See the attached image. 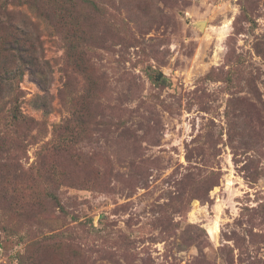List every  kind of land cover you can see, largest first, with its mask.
Listing matches in <instances>:
<instances>
[{"label": "rangeland", "instance_id": "1", "mask_svg": "<svg viewBox=\"0 0 264 264\" xmlns=\"http://www.w3.org/2000/svg\"><path fill=\"white\" fill-rule=\"evenodd\" d=\"M8 1L0 264H264V0Z\"/></svg>", "mask_w": 264, "mask_h": 264}, {"label": "trees", "instance_id": "2", "mask_svg": "<svg viewBox=\"0 0 264 264\" xmlns=\"http://www.w3.org/2000/svg\"><path fill=\"white\" fill-rule=\"evenodd\" d=\"M8 1V0H7ZM9 4L16 5L17 0H9ZM1 8V6H0ZM6 12H10L9 10H6ZM1 12L0 11V32H2V29L4 26H6V23H8L10 28L7 27L5 28L6 32V38L4 39L3 42V50L7 49L9 51L10 56L7 55L8 57V62L6 64H2L0 62V93L2 92V87L1 85L4 84L5 78H3V74L5 73H10L11 68L8 69V63L12 62L13 64L18 65V68L20 67L21 70H29L30 73H32L37 80V83L40 85V87L43 90H46V81L45 77L43 75L38 74L40 72V69L38 68V63H37V58L33 55V52L37 51L39 46L35 42V39H33L32 34L27 31L26 29L21 28L17 24L11 23V21H4L1 19ZM12 12V11H11ZM10 12V13H11ZM8 17L10 14H5ZM5 36V34H4ZM0 40H2L0 38ZM11 67V66H10ZM21 73V71H20ZM44 74V73H43ZM17 76V74H15ZM16 76H12V79L14 80ZM2 96V95H0ZM38 98L43 99L44 96H39ZM7 103L2 105L0 104V146L4 145L5 143H2L1 141H6L8 140V131L13 130V133H17V130L20 127L23 126H30L35 123L34 119L26 115L22 109L20 108L19 104V98L18 97H13L8 101ZM36 107L38 108H44L46 111L47 108H49V105L47 103H39L36 104ZM74 121V119H71L67 124L63 127V131H68L70 127V122ZM11 133V132H10ZM8 133V134H10ZM62 143V148H60V143L55 145V148H58V150H64V145L67 147L66 144V138L64 137L61 141ZM44 156H41V158L38 159V162H36L35 166H30L32 169H45V163H44ZM53 167V165H51ZM28 169H31V168ZM25 169L24 165L20 163V167L18 166L17 172H9L7 173V179L8 182L11 183V185L16 186L17 182L19 181L20 178L23 177L24 174H22L23 170ZM16 187H13L12 192L16 193Z\"/></svg>", "mask_w": 264, "mask_h": 264}, {"label": "water", "instance_id": "3", "mask_svg": "<svg viewBox=\"0 0 264 264\" xmlns=\"http://www.w3.org/2000/svg\"><path fill=\"white\" fill-rule=\"evenodd\" d=\"M204 23L202 22L200 25H203Z\"/></svg>", "mask_w": 264, "mask_h": 264}]
</instances>
